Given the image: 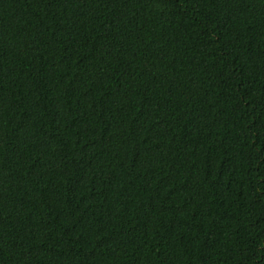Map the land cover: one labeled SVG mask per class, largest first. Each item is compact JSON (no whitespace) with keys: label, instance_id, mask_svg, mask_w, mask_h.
<instances>
[{"label":"trees","instance_id":"obj_1","mask_svg":"<svg viewBox=\"0 0 264 264\" xmlns=\"http://www.w3.org/2000/svg\"><path fill=\"white\" fill-rule=\"evenodd\" d=\"M0 264H264V0H0Z\"/></svg>","mask_w":264,"mask_h":264}]
</instances>
